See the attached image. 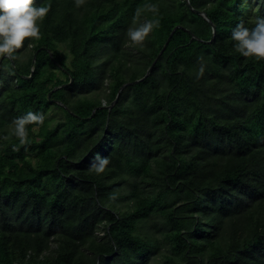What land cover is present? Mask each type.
<instances>
[{
	"label": "trees",
	"instance_id": "obj_1",
	"mask_svg": "<svg viewBox=\"0 0 264 264\" xmlns=\"http://www.w3.org/2000/svg\"><path fill=\"white\" fill-rule=\"evenodd\" d=\"M35 3L0 56V264H264V59L231 40L264 3Z\"/></svg>",
	"mask_w": 264,
	"mask_h": 264
},
{
	"label": "clouds",
	"instance_id": "obj_2",
	"mask_svg": "<svg viewBox=\"0 0 264 264\" xmlns=\"http://www.w3.org/2000/svg\"><path fill=\"white\" fill-rule=\"evenodd\" d=\"M264 3V0H260ZM48 12L45 6H37L35 0H0V56H12L21 48L25 38H39L40 25ZM155 26L154 21H147L136 28H130L127 37L132 42H142ZM233 49L243 57L264 59V16H257L253 27L238 23L231 32ZM44 116L40 113L27 112L14 119L12 135L19 143L26 140L27 128L30 123H42ZM99 161V163H96ZM109 164L106 157L97 155L90 168L95 173H103Z\"/></svg>",
	"mask_w": 264,
	"mask_h": 264
},
{
	"label": "water",
	"instance_id": "obj_3",
	"mask_svg": "<svg viewBox=\"0 0 264 264\" xmlns=\"http://www.w3.org/2000/svg\"><path fill=\"white\" fill-rule=\"evenodd\" d=\"M186 1H187V3L189 4V0H186ZM196 12H197V11H196ZM202 15L205 16V14H202ZM175 28H176V27H175ZM175 28H174V29H175ZM174 29L172 30V32L174 31ZM212 31H213V34H214V31H215V26H214V25H212ZM172 32L170 33L169 37L167 38V40H166V42L164 43L163 47L161 48L160 52L157 54V57L155 58V60L153 61V63H152V64L149 66V68L147 69V71H146V75H147V74L149 73V71L151 70V68H152L153 64L155 63L156 59L161 55V53H162L164 47L166 46V44H167V42H168V40H169V38H170ZM212 37H213V36H212ZM29 78H30V77H29ZM138 81H139V80H135V81H133L132 83H135V82H138ZM127 84H130V83H129V82H128V83H125L124 85H122V87H124V86L127 85ZM64 85H65V84H64ZM122 87H121V88H122ZM121 88L118 90V92H117V94H116V97H115L114 101L117 100V97H118V95H119V91L121 90ZM49 95H50V93H48L47 96H49ZM112 103H113V102H112ZM112 103L108 106V108L111 107ZM93 112H94V110L92 111L91 116H92Z\"/></svg>",
	"mask_w": 264,
	"mask_h": 264
},
{
	"label": "rangeland",
	"instance_id": "obj_4",
	"mask_svg": "<svg viewBox=\"0 0 264 264\" xmlns=\"http://www.w3.org/2000/svg\"><path fill=\"white\" fill-rule=\"evenodd\" d=\"M54 111H55V112H58L57 110H54ZM51 112H52V111H51ZM51 112L49 113L50 116L52 115ZM57 116L60 117L61 114L57 113Z\"/></svg>",
	"mask_w": 264,
	"mask_h": 264
}]
</instances>
